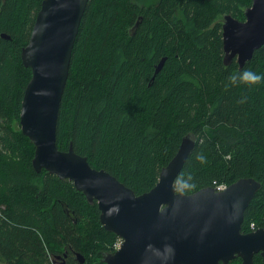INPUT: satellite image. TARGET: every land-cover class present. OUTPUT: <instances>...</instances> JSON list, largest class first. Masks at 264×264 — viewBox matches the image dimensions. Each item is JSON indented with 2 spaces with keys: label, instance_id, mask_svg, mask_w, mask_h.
<instances>
[{
  "label": "trees",
  "instance_id": "trees-1",
  "mask_svg": "<svg viewBox=\"0 0 264 264\" xmlns=\"http://www.w3.org/2000/svg\"><path fill=\"white\" fill-rule=\"evenodd\" d=\"M251 1L88 0L60 102L57 148L71 144L92 168L139 195L189 136L195 145L176 191L252 177L261 187L241 232L264 228V82L229 81L245 70L264 73V44L240 69L236 58L223 63L222 49L223 17L243 21ZM41 2L0 0V34L9 37L0 36V264H105L118 236L72 182L33 169L34 146L19 125L31 77L20 53ZM253 264H262L260 253Z\"/></svg>",
  "mask_w": 264,
  "mask_h": 264
},
{
  "label": "water",
  "instance_id": "water-1",
  "mask_svg": "<svg viewBox=\"0 0 264 264\" xmlns=\"http://www.w3.org/2000/svg\"><path fill=\"white\" fill-rule=\"evenodd\" d=\"M87 3L42 0L21 49L31 77L23 91L19 124L34 146L33 169L72 182L89 203L96 202L104 229L122 239L117 250L103 256L105 264H228L236 256L241 264H253L256 253L264 264V228L241 232L244 211L261 187L256 179L239 178L222 191L211 186L190 194L176 191L174 182L195 145L193 138H182L156 184L139 195L105 170L92 168L71 144L66 151L57 148L60 102ZM263 44L264 0H252L243 21L230 14L223 17L225 65L236 58L240 69ZM77 258L84 262L82 255Z\"/></svg>",
  "mask_w": 264,
  "mask_h": 264
},
{
  "label": "clouds",
  "instance_id": "clouds-1",
  "mask_svg": "<svg viewBox=\"0 0 264 264\" xmlns=\"http://www.w3.org/2000/svg\"><path fill=\"white\" fill-rule=\"evenodd\" d=\"M253 85V84H259L261 82H264V73H257L253 72L251 70H245L242 73H240L238 76L237 75H231L229 77V81L232 84H236L237 81ZM241 103L243 102V98L240 101ZM197 160H199L201 163L204 162L205 157L203 155H198ZM188 179H191V176L189 175Z\"/></svg>",
  "mask_w": 264,
  "mask_h": 264
},
{
  "label": "built area",
  "instance_id": "built-area-1",
  "mask_svg": "<svg viewBox=\"0 0 264 264\" xmlns=\"http://www.w3.org/2000/svg\"><path fill=\"white\" fill-rule=\"evenodd\" d=\"M223 187H224V186L219 185V186L216 187V189L221 190V189H223Z\"/></svg>",
  "mask_w": 264,
  "mask_h": 264
},
{
  "label": "rangeland",
  "instance_id": "rangeland-1",
  "mask_svg": "<svg viewBox=\"0 0 264 264\" xmlns=\"http://www.w3.org/2000/svg\"><path fill=\"white\" fill-rule=\"evenodd\" d=\"M119 241H120V239H118V242H119ZM118 242H117V243H118ZM116 246H117V244H116Z\"/></svg>",
  "mask_w": 264,
  "mask_h": 264
},
{
  "label": "flooded vegetation",
  "instance_id": "flooded-vegetation-1",
  "mask_svg": "<svg viewBox=\"0 0 264 264\" xmlns=\"http://www.w3.org/2000/svg\"><path fill=\"white\" fill-rule=\"evenodd\" d=\"M21 63H22V61H21ZM76 255V254H75Z\"/></svg>",
  "mask_w": 264,
  "mask_h": 264
},
{
  "label": "bare ground",
  "instance_id": "bare-ground-1",
  "mask_svg": "<svg viewBox=\"0 0 264 264\" xmlns=\"http://www.w3.org/2000/svg\"><path fill=\"white\" fill-rule=\"evenodd\" d=\"M162 169V168H161ZM161 171V170H160Z\"/></svg>",
  "mask_w": 264,
  "mask_h": 264
}]
</instances>
